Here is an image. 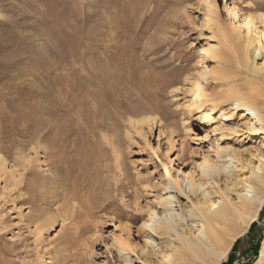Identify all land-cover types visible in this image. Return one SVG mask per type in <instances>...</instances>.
<instances>
[{"label":"rangeland","instance_id":"obj_1","mask_svg":"<svg viewBox=\"0 0 264 264\" xmlns=\"http://www.w3.org/2000/svg\"><path fill=\"white\" fill-rule=\"evenodd\" d=\"M233 8L264 15V0H0V264H118L117 240L144 246L140 226L159 210L168 176L183 190L173 192L184 217L178 229L192 228L187 211L204 197L186 188L207 182L202 169L220 163L218 147L236 151L235 168L215 178L210 197L237 200L264 154V125L233 100L256 96L264 114V24L249 31L244 61L221 38L220 29L247 36ZM209 46L213 57L204 55ZM98 63L117 74L111 91ZM110 92L129 101L130 113ZM31 115L44 122L33 140L17 134ZM51 169L76 182L65 198L47 192ZM253 222V233L249 226L235 239L231 264H264V204ZM158 247H148L152 262Z\"/></svg>","mask_w":264,"mask_h":264},{"label":"bare ground","instance_id":"obj_2","mask_svg":"<svg viewBox=\"0 0 264 264\" xmlns=\"http://www.w3.org/2000/svg\"><path fill=\"white\" fill-rule=\"evenodd\" d=\"M229 13L232 14L234 18L237 17L240 19V17H242L241 20L245 21V25L248 27L249 30L247 31V36L245 35L246 38L245 39L243 38L244 41H242V38H241L242 36L240 37V35L238 36L235 33L234 34H230V33L228 34L226 31H224V29H220L221 38H222L223 42H226L227 44H230L233 47H236V50L241 55V58L244 61H246L248 50L252 44V40L248 35L249 31L250 32L251 31L257 32L256 22L258 21V22L264 24V15L256 16V15H252V14H242V16H240L235 8L229 10ZM238 15L240 17H238ZM233 31L235 32L236 30L233 29ZM262 35L264 37V33H262ZM255 50H256V53H258L259 49H255ZM204 55L206 57L215 56V48L213 46H209L204 51ZM242 59H241V61H242ZM38 60H40V59H38ZM98 64H100V63H98ZM247 64H249V63H247ZM100 66H101V71L99 70L100 74L98 76V79H99L100 83H102V85L105 88L110 87V91H111V87H113L118 81L117 80L118 78L116 77L117 74L115 72L113 73V71L109 70L106 67L107 64L106 65L100 64ZM94 67H95V65H94ZM216 68L217 67L215 65L210 70L212 72H216L217 71ZM254 69H255V67H254ZM95 70H97V68ZM256 70H258V69H256ZM30 75H32V74H30ZM79 76H80V74H79ZM41 78H42L43 82L46 81V76L43 75ZM28 79L33 80V82H35V84H36V81H34L35 80L34 77L29 76ZM28 79H27V81H29ZM94 79H95V77H94ZM80 81H82V80H80ZM19 82H23V80L19 81ZM19 82H17V83H19ZM72 83H74V82H72ZM77 83H79V82H77ZM28 85H30V84H28ZM89 85H91V84H89ZM37 86H38V84H37ZM78 86H79V84H78ZM115 86H117V85H115ZM124 86L125 87H120V88H123L126 93L132 92V89L130 86H127L125 84H124ZM34 87H35V85H34ZM34 87H31V88L33 89ZM38 87H41V86H38ZM89 88H90V86H89ZM48 89H49V87H48ZM13 90H16V89H13ZM7 91H6V93H7ZM10 93H11V91H10ZM34 93H35V91H34ZM46 93H48V91ZM53 94H55V93L53 92ZM35 95L36 94H34V96ZM112 95L110 92L109 97L113 98ZM53 96H55V95H52V97ZM89 97H90V94H89ZM116 97H117V95H116ZM26 98H27V96H26ZM72 98H70V99H72ZM87 99H88V97H87ZM257 99L258 98H256V96H253V95H236L233 100H234L235 105H238V106L243 107L246 110H248L251 113L252 117L256 121H258L259 123L264 125V114L262 113V109L258 105ZM91 100H93V99H91ZM112 100L115 103H118L117 106L119 108L123 109V111H125L126 113H130L131 107L129 106V101L127 102L125 100L128 103L127 104L125 101H122V100H117L114 98ZM91 103H94V102H91ZM61 104H63V103H60V105ZM57 105L60 106L59 104H57ZM78 105H80V104H78ZM13 106H15V105H13ZM28 107H30V106L28 105ZM81 107H82V105H81ZM41 109H43V108H41ZM141 109L139 108L138 110H141ZM58 110H56V112ZM142 110H144V109H142ZM44 112H45V110H44ZM49 112H50V109H49V111H46L47 114ZM101 112H102V110H101ZM105 112H107V111H105ZM43 113H42V115H44ZM50 116H52V115L50 114ZM45 117H47V116L45 115ZM49 119L50 118H47L48 121H49ZM145 120L151 122V121H153V118L145 117L144 120H142V121L145 122ZM50 121H51V119H50ZM42 123H44L42 121V119H40L36 115H31L29 117H26L25 120L23 121V125L20 128L21 130L18 131L17 134L21 135V134H24L25 132L29 133L31 136L30 140H33V138L43 128V127H41ZM45 128H46V126H45ZM216 128H217V124L215 125L214 129H216ZM218 128H219V126H218ZM228 131H230V133L234 132L235 128L230 127V128H228ZM42 138H43V136H42ZM218 148L220 149V152L217 151L218 152L217 155L219 158H221L220 163H217V162H215L213 164L210 163L209 165L205 166V168L203 167L204 169H202L203 175L206 177L207 182H205V183L204 182H198V183L190 182L186 188L188 191L193 192V193H196L198 190H202L203 197H204L203 203H200L199 206L196 205L194 207H191L190 210L188 209V211H187L188 216L192 217L194 219V220H192V224H193L192 228L193 229L191 227L186 228L185 226L181 230L178 229L179 220L180 219L183 220L184 217L182 214V210H179V212H176L174 205L178 204L177 203L178 199H177L176 195H174L173 192L177 191V192L183 194V190L181 188L180 180H178L177 178L168 176L165 191H164L163 195L161 196V198L158 202L159 210L158 211H154V210L150 211L149 210L147 219L145 221H143L142 225L140 226L141 230H139V231L143 232V236L145 239L144 246L139 247L138 245L136 246V244H134V243L133 244L127 243V242L124 243L121 240H117L119 243V247H118V251H117L118 252L117 253L118 264H132V261L134 260L131 256L132 253L134 255H136L137 260L143 258V260L140 262V264H219L220 262H222L223 260L226 259L227 255L229 253V250H230L233 242L235 241V239L238 238L239 236L243 235L248 230V227L250 226V224L253 221H255L261 206L264 204V154H262L260 156V159L258 160V164L253 165L251 167L250 176L247 179H244L243 181H241L242 187H241L240 191L236 192V199H237L236 201L231 202L230 200H228L224 197H221V199H219L218 201H215L212 199V197H210V192L208 191L209 190L208 188L211 184L215 183V181H214L215 178H217L222 172L225 173V176H227L230 172L234 171L235 166L233 165V160H234L233 155L236 152L235 151L234 153L233 152L231 153L229 146H222V147H218ZM46 180H48V182L46 181L47 183H52V186H53V187L50 186L51 188L48 190L46 189V190H47L48 194L53 196L55 199L65 198L69 194L70 187L72 185L73 186L76 185V182H73L72 184H70L65 178L60 176L58 173V169H53V171L51 169V174H49V176L46 178ZM156 246H162V248L158 247V252L161 253L160 254L161 259H159L160 260L159 262H152L150 259V254H151L150 252L151 251L148 249V247L153 248ZM260 251H261L260 252L261 257L258 259L257 262L261 261L264 258V238L262 241V249Z\"/></svg>","mask_w":264,"mask_h":264},{"label":"trees","instance_id":"obj_3","mask_svg":"<svg viewBox=\"0 0 264 264\" xmlns=\"http://www.w3.org/2000/svg\"><path fill=\"white\" fill-rule=\"evenodd\" d=\"M255 226H256V224L253 222V223H251V225H250V228H249V230H248V236L251 234V233H253V230L255 229ZM260 235H261V233H260V231L258 232V234L257 235H255V239H254V243H252V244H250V250L252 251V252H254V255H256L257 254V250H258V247H259V241H260ZM239 240L240 239H237L235 242H234V244H233V246H232V248H231V251H230V253H229V258H228V260L226 261V262H224V263H221V264H231V258H232V255H233V253L236 251V247H237V245H238V243H239ZM248 264H250V263H248Z\"/></svg>","mask_w":264,"mask_h":264}]
</instances>
